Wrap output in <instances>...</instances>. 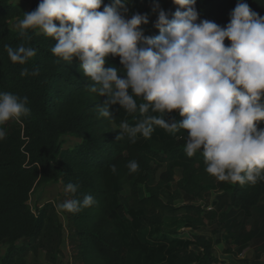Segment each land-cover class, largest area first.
<instances>
[{
	"label": "trees",
	"instance_id": "1",
	"mask_svg": "<svg viewBox=\"0 0 264 264\" xmlns=\"http://www.w3.org/2000/svg\"><path fill=\"white\" fill-rule=\"evenodd\" d=\"M111 2L102 0L100 10ZM238 2L196 0L197 22L209 20L225 26ZM243 2L264 17V0ZM38 3L31 0L29 12ZM162 9L172 19L177 6L167 0ZM22 15L12 0H0V92L27 97L30 109L19 121L3 125L6 136L0 140V245H6L0 264H17L19 255L21 260L17 242L38 241L47 231V209H32L30 194L44 184L58 181L64 188L68 183L78 185L75 194L66 192L65 201H82L85 195L95 201L78 213L65 211L73 264H123L127 247L114 231L119 221L128 222L134 232H143L161 227L168 218L183 220V227L191 229L188 238L173 237L158 264H209L217 260L214 247L230 238L240 252L242 240L249 238L245 231L248 221L243 217L257 213L262 216L257 226H264V179L254 186L217 181L205 172L201 152L186 155L184 130L171 134L154 126L150 139L138 135L135 143L127 136L117 141L126 111L115 105L110 109L113 119L101 117L97 108L106 98L88 90L90 82L77 59L64 62L54 57L51 47L56 41L38 30H29L28 37H21L18 30L10 28V21ZM153 18L157 14L151 15L149 22ZM144 35L155 37L159 32L150 27ZM21 44L32 47L36 55L25 65L13 64L5 46L15 49ZM110 66L120 69L119 58L106 57L104 67ZM23 68L29 69V75H20ZM34 70L39 75H32ZM164 118L169 123L182 119L175 112ZM258 128H264V123ZM62 137H73L79 143L63 150ZM131 160L139 165L134 173L126 166ZM113 164L115 173L110 170ZM177 170L180 178L175 181ZM139 187L143 189L142 196ZM212 193V204H208ZM213 224L216 227L210 235L200 232ZM166 233L173 236L175 231ZM238 264L264 262L239 259Z\"/></svg>",
	"mask_w": 264,
	"mask_h": 264
},
{
	"label": "clouds",
	"instance_id": "2",
	"mask_svg": "<svg viewBox=\"0 0 264 264\" xmlns=\"http://www.w3.org/2000/svg\"><path fill=\"white\" fill-rule=\"evenodd\" d=\"M171 2L177 6L172 19L156 0L151 6L157 14L155 37L145 36L141 27L149 23L148 14L127 18L129 0H112L102 11V0H39L16 28L21 37L38 30L56 41L54 57L80 62L88 90L106 98L97 108L101 117L113 119L115 105L128 114L139 112L143 118L135 126L121 122L117 141L127 136L135 143L138 135L150 139L154 126L171 134L184 130L186 155L201 152L208 175L254 186L264 179V128H258L264 123V17L240 0L221 26L197 22L196 0ZM5 48L13 64L25 65L36 55L24 44ZM108 56L118 57L121 68L106 69ZM20 75H29V69ZM27 104V97L0 92V140L6 136L4 124L29 114ZM173 112L180 122L165 120ZM126 166L130 173L139 168L135 160ZM110 170L115 173L116 166ZM64 190L75 194L78 185L68 183ZM94 203L85 195L56 208L75 214Z\"/></svg>",
	"mask_w": 264,
	"mask_h": 264
},
{
	"label": "rangeland",
	"instance_id": "3",
	"mask_svg": "<svg viewBox=\"0 0 264 264\" xmlns=\"http://www.w3.org/2000/svg\"><path fill=\"white\" fill-rule=\"evenodd\" d=\"M167 0H156L162 8ZM154 0H129V9L127 18L133 14H148V19L154 13L151 12V6ZM12 4L19 7L24 13H28L31 0H12ZM16 18L10 21L11 29L18 30L16 24L20 19ZM156 18L150 20L147 25H142L143 32L153 27ZM141 101L137 99L139 104ZM124 110V109H123ZM149 114H152L151 112ZM143 117L137 111L133 114H125V121L134 125ZM62 149L69 150L75 147L79 141L73 137H62ZM180 178V171H176L175 181ZM175 184H172L174 188ZM139 194L142 196L143 189L139 187ZM66 192L60 181L48 183L36 188L31 194L29 204L33 208H46L50 216L49 228L43 233L38 241H18L17 245L21 249L17 264H73L70 253V245L68 242V219L64 212H58L56 205L65 202ZM213 193L208 197L207 203L212 204ZM214 207V205H213ZM227 206L223 208L226 211ZM184 222L180 218H168L163 225L157 229H151L143 232H134L131 230L128 222L119 221L114 226V231L125 242L127 247V256L123 264H158L164 256V250L173 237L187 239L189 232H178L183 227ZM216 225H208L200 230L202 234L209 233ZM167 231H175L172 235ZM60 232V234H59ZM224 235V232H221ZM229 240H232L231 238ZM222 240L221 244L214 247L215 259L227 260L231 264H235L230 256H227L234 248L233 242ZM227 251V252H225ZM6 252V245H0V259ZM227 256V257H226ZM53 257V259H52Z\"/></svg>",
	"mask_w": 264,
	"mask_h": 264
},
{
	"label": "crops",
	"instance_id": "4",
	"mask_svg": "<svg viewBox=\"0 0 264 264\" xmlns=\"http://www.w3.org/2000/svg\"><path fill=\"white\" fill-rule=\"evenodd\" d=\"M244 218H247L248 221V224L245 226V231L249 234V238L247 240H242L240 252L238 251V247L235 242H233V240H229L233 242L235 249H232L227 256H230L235 264H238L239 259H246L249 261L258 259L259 261L264 262V226H257L258 220H260L262 216L260 217L259 214L251 212V214L249 213V215L243 217V219ZM178 231L191 232V229L181 227ZM204 234L210 235V232ZM223 237L225 238L226 234H224Z\"/></svg>",
	"mask_w": 264,
	"mask_h": 264
},
{
	"label": "built area",
	"instance_id": "5",
	"mask_svg": "<svg viewBox=\"0 0 264 264\" xmlns=\"http://www.w3.org/2000/svg\"><path fill=\"white\" fill-rule=\"evenodd\" d=\"M209 264H231V263L229 261H226V260L217 259L215 261L210 262Z\"/></svg>",
	"mask_w": 264,
	"mask_h": 264
}]
</instances>
